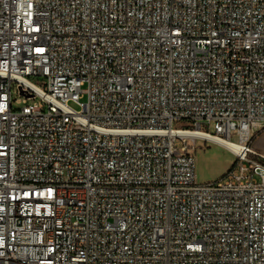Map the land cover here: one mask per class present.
I'll return each mask as SVG.
<instances>
[{
    "label": "built area",
    "instance_id": "1",
    "mask_svg": "<svg viewBox=\"0 0 264 264\" xmlns=\"http://www.w3.org/2000/svg\"><path fill=\"white\" fill-rule=\"evenodd\" d=\"M263 128L264 0H0V264H264Z\"/></svg>",
    "mask_w": 264,
    "mask_h": 264
},
{
    "label": "rangeland",
    "instance_id": "2",
    "mask_svg": "<svg viewBox=\"0 0 264 264\" xmlns=\"http://www.w3.org/2000/svg\"><path fill=\"white\" fill-rule=\"evenodd\" d=\"M13 95L17 97V90H13ZM86 98L82 102H86ZM16 107L20 105L16 104ZM72 106L79 110L80 108L72 104ZM211 134H215L214 124L210 129ZM253 149L264 158V128L258 133L254 139ZM197 161V181L198 183H209L220 180L231 168L235 162V157L222 147H218L214 143L207 144L205 150L198 149L196 152ZM260 182V178H256Z\"/></svg>",
    "mask_w": 264,
    "mask_h": 264
},
{
    "label": "bare ground",
    "instance_id": "3",
    "mask_svg": "<svg viewBox=\"0 0 264 264\" xmlns=\"http://www.w3.org/2000/svg\"><path fill=\"white\" fill-rule=\"evenodd\" d=\"M197 136L207 138L209 142L214 143L218 147L224 148L230 154L234 155V157H236L237 154H240L244 150L243 144H240L234 140H230L226 137L224 138L204 133H197Z\"/></svg>",
    "mask_w": 264,
    "mask_h": 264
},
{
    "label": "trees",
    "instance_id": "4",
    "mask_svg": "<svg viewBox=\"0 0 264 264\" xmlns=\"http://www.w3.org/2000/svg\"><path fill=\"white\" fill-rule=\"evenodd\" d=\"M260 162H262L263 164H264V158H262V157H256ZM234 166V163H233V165H232V167Z\"/></svg>",
    "mask_w": 264,
    "mask_h": 264
},
{
    "label": "crops",
    "instance_id": "5",
    "mask_svg": "<svg viewBox=\"0 0 264 264\" xmlns=\"http://www.w3.org/2000/svg\"><path fill=\"white\" fill-rule=\"evenodd\" d=\"M230 155H232V154H230ZM232 156H234V155H232Z\"/></svg>",
    "mask_w": 264,
    "mask_h": 264
}]
</instances>
